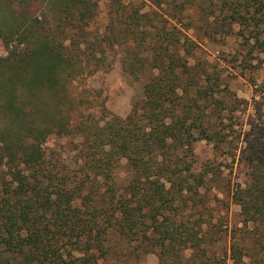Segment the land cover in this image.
<instances>
[{
    "label": "trees",
    "instance_id": "16d2710c",
    "mask_svg": "<svg viewBox=\"0 0 264 264\" xmlns=\"http://www.w3.org/2000/svg\"><path fill=\"white\" fill-rule=\"evenodd\" d=\"M37 1L43 18L32 10ZM108 1L101 32L100 0H0V38L8 50L0 57V264H116L113 233L127 246L138 242L158 252L159 264H188L184 252L205 243L210 200L201 189L223 187L219 164L196 170L200 139L217 149L231 144L233 159L246 166L247 180L229 185V194L241 208L243 237L252 233L262 243L264 113L238 151L223 110L248 101L228 94L225 104L226 96L216 97L222 76L191 64L198 44L184 12L198 10L208 38L242 36L252 54L255 46L264 50V0H167L163 11ZM115 46L124 47L125 71L156 73L126 117L82 115L74 124L83 102L74 83L109 65L106 50ZM74 132L81 137L74 164L48 154L51 134ZM123 159L128 174L120 178ZM187 208L199 216L186 219ZM250 223L254 229L245 230ZM231 252V264L250 255L240 238Z\"/></svg>",
    "mask_w": 264,
    "mask_h": 264
},
{
    "label": "rangeland",
    "instance_id": "374dc122",
    "mask_svg": "<svg viewBox=\"0 0 264 264\" xmlns=\"http://www.w3.org/2000/svg\"><path fill=\"white\" fill-rule=\"evenodd\" d=\"M131 1V0H126ZM136 5L151 9L163 11L167 5V0H132ZM108 0H100L99 15L97 16L96 27L103 32L108 22ZM2 3V2H0ZM32 10L35 15L43 18L45 13L44 4L37 1ZM169 12V11H168ZM185 21H192L194 26L186 29L188 34L198 44L195 47L194 57L190 59L191 64L201 63L206 66L210 72L219 73L223 79L222 92L217 93L216 97L226 96L228 103V94L238 99H246L248 103H240V108L230 112L223 110L224 126L228 133L229 140L233 141V147L238 145V151L246 145V133L251 127L260 123L259 115L264 113V50L254 47L250 54V45L246 43L245 38L238 34L224 36L218 34L214 39L208 38L201 33V21L196 8H187L184 12ZM46 16L51 18V13L46 12ZM51 23L54 19H50ZM170 22L173 20L170 18ZM240 26H236L238 30ZM255 40H251V45ZM109 65L102 67L95 74L77 81L74 87L76 96L82 97L81 109L74 113L73 123L77 124L81 116L92 115L99 119H105L112 115L126 117L135 104L144 94L145 85L150 81L156 70L148 68L138 74H132L125 71L122 64L124 56V47L115 46L108 49ZM8 54L6 42L0 38V57ZM256 80V84L253 80ZM259 107L262 111L258 112ZM105 108V109H104ZM2 119V117H0ZM233 128H231L232 126ZM81 137L74 132L69 135L51 134L44 147L50 156L58 155L70 164H74L75 154ZM230 151L231 144L224 143L222 148H215L214 145L205 139H200L194 144V154L197 159L196 170H202L203 163L214 162L223 170L222 188H212L210 191L201 189V194L209 198V206L204 213L207 222L201 229V235L205 243L202 250L195 252L193 249H187L185 254V263L188 264H231V245L240 238V245L245 247L249 256L245 257L244 264H264V241L256 242L251 236L252 233L243 237L244 231L239 229L244 226L241 222L240 206L234 203L229 194V185L234 187L236 183H244L247 180L246 166L239 161L234 160ZM127 161L125 159L119 162L117 171L120 178L128 174ZM190 195V194H189ZM195 209L189 208L185 211V218L195 220L199 214L195 215ZM211 221V222H210ZM208 223V224H207ZM253 224H249L251 231ZM110 245L119 256L112 258L116 264H159V254L156 251H147L145 247L140 246L138 242L132 245L122 243L118 235L113 233L110 238ZM205 248V249H203ZM206 250V253H204ZM79 255V252H76Z\"/></svg>",
    "mask_w": 264,
    "mask_h": 264
}]
</instances>
